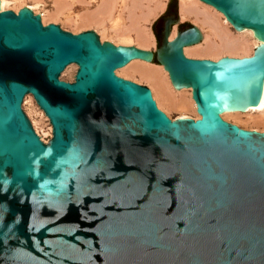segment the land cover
I'll use <instances>...</instances> for the list:
<instances>
[{
    "label": "water",
    "instance_id": "obj_1",
    "mask_svg": "<svg viewBox=\"0 0 264 264\" xmlns=\"http://www.w3.org/2000/svg\"><path fill=\"white\" fill-rule=\"evenodd\" d=\"M200 1L252 32L251 54L185 56L201 34L189 24L168 39L177 6L153 50L0 9V264H264V131L220 116L259 101L264 0ZM152 58L190 88L197 118L169 117L115 73Z\"/></svg>",
    "mask_w": 264,
    "mask_h": 264
},
{
    "label": "bare ground",
    "instance_id": "obj_2",
    "mask_svg": "<svg viewBox=\"0 0 264 264\" xmlns=\"http://www.w3.org/2000/svg\"><path fill=\"white\" fill-rule=\"evenodd\" d=\"M25 1L0 0V9H7L9 3H15L36 11L33 5ZM32 1L38 3L40 0ZM52 4V9L38 13L42 24L60 20L62 24L72 27L73 30L94 27L98 30L99 34L95 32L101 41L108 40L112 43L132 44L138 48L149 49L154 45V41L148 23L150 24L163 11L165 0H54ZM78 4L84 5V10L74 11V6ZM17 9L14 7L10 10L16 12ZM177 17L178 20H192L201 34L198 42L183 47L185 56L210 59H216L222 55L247 56L258 44L249 29L233 28L232 31V26L219 11L200 0H179ZM173 26L168 39L175 35L176 30ZM75 68V64L66 65L61 71L62 75L70 73L72 77ZM115 73L124 78H136L147 82L157 107L168 116L171 114L170 111L177 110L179 113L175 118L198 117L190 88H173L161 64L131 59L123 66L116 68ZM24 98L25 104L33 99L30 94H25L23 101ZM240 109L222 110L220 116L240 127L264 130V77L257 104L249 107L242 106ZM32 121L31 124L33 123L32 127L34 126L36 133L43 141H46L50 136V125L48 124L44 131L40 130V120L34 117Z\"/></svg>",
    "mask_w": 264,
    "mask_h": 264
},
{
    "label": "rangeland",
    "instance_id": "obj_3",
    "mask_svg": "<svg viewBox=\"0 0 264 264\" xmlns=\"http://www.w3.org/2000/svg\"><path fill=\"white\" fill-rule=\"evenodd\" d=\"M172 2L174 1L175 3H176V6H179V0H171ZM27 2V4H30V5H33L34 6V9L36 10V11H34L33 13H39V12H45V11H48V9L50 10V9H52V6H53V4H52V2L54 3V0H40L38 3H36L35 1H32V0H26L25 1V3ZM166 2H167V0H165V6H166ZM22 5L21 4H15V3H9V5L7 6V9H12L13 10V8L14 7H16V9L17 8H20ZM84 5H80V4H78V5H76V7L74 6V11H76V12H78L79 10L80 11H82V10H84ZM46 9V10H45ZM164 9H165V7H164ZM164 9H163V11H164ZM15 11V10H14ZM162 11V12H163ZM175 12H176V8H175V10H174ZM159 13L160 15L161 14H163V13ZM174 12V13H175ZM159 14L155 17V18H157L158 16H159ZM154 20V19H153ZM153 20L150 22V24L148 23V25H149V27H150V29H151V23L153 22ZM182 21V20H181ZM182 22H187L188 24H193V25H196L192 20H184V21H182ZM182 22H180L179 20H178V22L177 23H174L173 25V27H174V29L176 30L177 28H179L180 26H179V24L180 23H182ZM48 23V22H47ZM54 23H57V24H60L59 26L62 28V29H65V30H68V31H70V32H72V33H76V32H78V31H80V30H84V29H86V28H84V29H79V30H73L72 29V27H70V26H68V25H65V24H62V22H60V20H59V22L57 21V22H54ZM43 24H46V23H44L43 22ZM62 24V25H61ZM197 26V25H196ZM232 31H233V28L231 29ZM157 45L155 44V47H156ZM154 47V48H155ZM153 48V49H154ZM152 49V50H153ZM154 63V62H153ZM155 64H157V63H155ZM62 73L63 72H60V74H59V78L60 79H63V80H67V81H71L72 80V77H71V75H70V73H66V74H64V75H62ZM74 73V72H73ZM119 75V74H118ZM121 76V75H120ZM124 77V76H123ZM125 78H127V77H125ZM128 79H131V80H133V81H137V82H142V83H146V84H148L147 82H143V81H140V80H137L136 78L134 79H132V78H129L128 77ZM150 87V86H149ZM26 98V97H25ZM25 98H24V101L22 100V102H21V108H22V110L24 111V113H25V115L27 116V118L29 119V121H30V123L31 122H33L32 120H33V118L35 117V119L37 118L38 120H40V125H41V129L40 130H44L45 131V129H47V127H48V122H47V118L45 117V115L42 113V111L36 106V104H35V102L33 101V99H31L30 100V102H28L27 104H25ZM159 108V107H158ZM30 110V111H29ZM170 115H169V117H171V118H174V117H176L177 115H178V113H179V111H177V110H172V111H170ZM32 119V120H31ZM228 121H230V120H228ZM230 122H232V121H230ZM234 123V122H233ZM31 125H33V123L31 124ZM34 127V126H33ZM242 127H244V126H242ZM244 128H248V129H250L249 127H244ZM33 129H35V128H33ZM258 130V129H257ZM259 130H262V129H259ZM262 131H264V130H262ZM35 132H37V131H35ZM43 132V131H42ZM47 140V139H46Z\"/></svg>",
    "mask_w": 264,
    "mask_h": 264
},
{
    "label": "trees",
    "instance_id": "obj_4",
    "mask_svg": "<svg viewBox=\"0 0 264 264\" xmlns=\"http://www.w3.org/2000/svg\"><path fill=\"white\" fill-rule=\"evenodd\" d=\"M169 7H171L172 10L174 11L175 8H176V3H175L174 1L172 2V1L170 0V2H168L167 6H166V8H165V11H167ZM165 11H164V12H165ZM161 16H162V14L159 15V16H158L155 20H153V22L151 23V30H152V33H153V35H154L156 45H158V43H159L160 35L154 31L153 27H154L155 23L160 19ZM187 25H189L187 22H182V23L179 24L180 27H182V26H187ZM151 62L156 63V61L154 60V58H152Z\"/></svg>",
    "mask_w": 264,
    "mask_h": 264
},
{
    "label": "flooded vegetation",
    "instance_id": "obj_5",
    "mask_svg": "<svg viewBox=\"0 0 264 264\" xmlns=\"http://www.w3.org/2000/svg\"><path fill=\"white\" fill-rule=\"evenodd\" d=\"M168 2H170V0H167V2H166V6H167ZM166 6H165V8H166ZM164 11H165V9H164ZM164 11L162 12L163 14H162V16L160 17V19L155 23V25H154V27H153L154 31H155L156 33H158L159 35H160V32H161V25H160V23L163 21L164 16H165V15H170V14H172V13L175 12V11L172 10L171 7H169L167 11H165V12H164Z\"/></svg>",
    "mask_w": 264,
    "mask_h": 264
},
{
    "label": "crops",
    "instance_id": "obj_6",
    "mask_svg": "<svg viewBox=\"0 0 264 264\" xmlns=\"http://www.w3.org/2000/svg\"><path fill=\"white\" fill-rule=\"evenodd\" d=\"M160 15V14H159ZM156 18H154V20H155ZM180 22H182V21H184V20H179ZM90 29H93L94 31H96L97 33H98V30L96 29V28H94V27H89ZM87 29V28H86ZM151 32H152V30H151ZM99 34V33H98ZM152 35H153V33H152ZM153 41H154V45H152L151 47H149V49H153L154 47H155V44H156V42H155V38H154V35H153ZM115 43V42H114ZM115 44H117V43H115ZM127 45V44H126ZM197 58H202V57H197ZM207 58V57H206ZM137 82V81H136ZM138 83H142V82H138ZM143 84H145V85H147L146 83H143Z\"/></svg>",
    "mask_w": 264,
    "mask_h": 264
}]
</instances>
